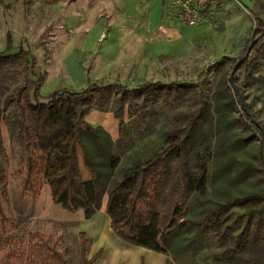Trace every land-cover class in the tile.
<instances>
[{
	"label": "trees",
	"instance_id": "16d2710c",
	"mask_svg": "<svg viewBox=\"0 0 264 264\" xmlns=\"http://www.w3.org/2000/svg\"><path fill=\"white\" fill-rule=\"evenodd\" d=\"M258 26L257 42L233 76L236 84L264 39V23ZM12 50L7 35L0 52V121L17 107L10 127L17 130L24 157L22 197L35 201L47 185L55 205L71 213L82 210L84 220L100 210L106 197L111 230L126 244L168 256L173 264H264L263 133L242 110L228 74L210 97L197 93L193 84L155 82L135 89L116 84L59 90L42 102L43 77L36 71V58L30 51L10 54ZM23 64L34 78L28 83L31 94L26 86L11 92L14 71ZM180 102H188L189 108L174 115L173 127L153 147H125L120 138L113 141L85 120L93 110L114 108L121 132L126 130L125 108L145 120L155 116V105ZM246 106L264 129L252 106ZM256 142L255 153L243 156ZM78 152L88 181L82 178ZM6 196L0 162V237L7 234ZM79 238L80 263L93 264L95 258H87L86 235L80 232ZM12 254L24 264H68L58 241L40 233L30 236L27 253L14 246Z\"/></svg>",
	"mask_w": 264,
	"mask_h": 264
},
{
	"label": "rangeland",
	"instance_id": "374dc122",
	"mask_svg": "<svg viewBox=\"0 0 264 264\" xmlns=\"http://www.w3.org/2000/svg\"><path fill=\"white\" fill-rule=\"evenodd\" d=\"M166 1V11L186 36L182 40L163 42L158 47L160 55H135L132 48L128 54H116L113 47L121 40L114 36L126 25L124 16L131 10L119 0H0V25L5 36L11 38L10 54L23 49L36 58V71L43 77L42 102L59 90L79 92L91 85L116 84L135 89L155 82L193 84L197 93L210 97L222 76L228 74L229 78L230 67L244 54L259 22L264 23V0H213L195 27L185 25L176 9ZM99 29L102 34L97 36ZM3 43L0 36V52L6 48ZM219 63L223 66L217 68ZM248 66L239 78L240 92L264 124V39L250 55ZM14 73L17 75L11 83V92L26 86L31 94L33 88L28 83L34 78L28 67L23 64ZM187 108L188 102L159 103L153 107L155 116L149 115L145 120L140 118V113L131 115L125 108L126 130L121 132L114 108L101 113L93 110L87 122L105 132L117 129L114 139L120 138L125 147H153L161 133L173 127L174 115ZM234 114L237 116L238 112ZM16 117L17 107L12 106L0 121V162L7 185L3 200L7 234L0 237V264H24L12 251L15 246L19 252L27 253L29 238L36 233L57 240L58 249L65 254L68 264H81L80 232L86 235L87 258H95L93 264H159L161 258H151L135 246H116L108 232L112 230L106 214L99 215L97 220L75 223L78 214L64 211L53 202L36 204L38 199L33 201L21 196L19 184L25 171L24 157L17 142V130L10 127ZM258 145L259 142L250 143L243 156L253 155ZM78 155L81 162L80 152ZM82 168L86 169L83 165ZM161 256L165 257L166 264L167 261L173 264L168 256ZM188 262L199 263L198 260Z\"/></svg>",
	"mask_w": 264,
	"mask_h": 264
},
{
	"label": "crops",
	"instance_id": "0c3cea01",
	"mask_svg": "<svg viewBox=\"0 0 264 264\" xmlns=\"http://www.w3.org/2000/svg\"><path fill=\"white\" fill-rule=\"evenodd\" d=\"M100 1V0H96ZM126 8H131L129 12H126L125 18V26L121 27L120 33L114 36L116 39H120L121 43L116 44L117 47H113L116 51L117 55L128 54V50L131 48L135 49V55L140 56H150L151 54L160 55L162 52L158 49L159 45L163 42H174L178 40H182L186 34L181 32L180 27L174 21H172L170 13L166 11L167 1L166 0H119ZM170 2V0H168ZM171 4V2H170ZM172 6V5H171ZM174 8V7H173ZM175 9V8H174ZM97 33V31H96ZM95 33V34H96ZM102 34V31H98L97 36ZM113 34V33H112ZM0 36L2 37L4 43L6 45V36L5 30L1 29L0 25ZM130 41V42H129ZM128 43V46L126 43ZM101 113V112H99ZM94 114V111H91L85 118L87 122V118ZM88 123V122H87ZM107 133L110 135L112 140L114 141L118 135V131L116 130H107ZM80 160V159H79ZM80 171L83 180H90V174L87 169L82 168V162H80ZM52 202L50 189L47 185H44L42 191L40 193V197L36 201V204L41 203H50ZM106 202L107 198L104 197L102 201V205L100 210L88 221L97 220L98 216L106 214ZM78 214L77 221H73L75 223L84 220L83 211L79 210L75 212ZM106 226H108V220L106 219ZM97 227V226H96ZM105 228V226H104ZM109 235L114 238V242L116 246L119 248H128L131 245L126 244L121 241L117 237H114V233L108 230ZM139 252L144 253L151 258L157 257L161 258L159 264H166V259L161 254L157 255L154 252L136 247ZM159 260V259H158Z\"/></svg>",
	"mask_w": 264,
	"mask_h": 264
},
{
	"label": "built area",
	"instance_id": "2783aa9c",
	"mask_svg": "<svg viewBox=\"0 0 264 264\" xmlns=\"http://www.w3.org/2000/svg\"><path fill=\"white\" fill-rule=\"evenodd\" d=\"M179 19L189 27H195L202 21V14L213 0H170Z\"/></svg>",
	"mask_w": 264,
	"mask_h": 264
},
{
	"label": "water",
	"instance_id": "95a60500",
	"mask_svg": "<svg viewBox=\"0 0 264 264\" xmlns=\"http://www.w3.org/2000/svg\"><path fill=\"white\" fill-rule=\"evenodd\" d=\"M261 37V36H259ZM257 42V39H254L253 41L250 42V44L248 45L243 57L238 60L233 68V70L231 71L230 75H229V78H228V81L230 83V86L233 88L234 92L238 95L239 97V101H240V105H241V108L242 110L244 111V113L247 115V117L249 118L250 122L255 125L256 127H258L260 129V131L263 133V147H264V129L260 126V124L258 123V121H256L252 114L250 113V111L248 110L247 106H246V103L241 95V92H240V89L239 87L234 83L233 81V76L235 74V72L238 70V68L240 67V65L248 59L249 57V54L253 48V46L256 44Z\"/></svg>",
	"mask_w": 264,
	"mask_h": 264
}]
</instances>
